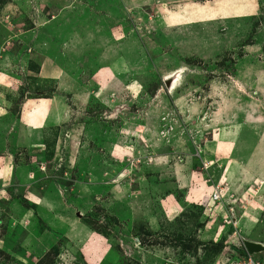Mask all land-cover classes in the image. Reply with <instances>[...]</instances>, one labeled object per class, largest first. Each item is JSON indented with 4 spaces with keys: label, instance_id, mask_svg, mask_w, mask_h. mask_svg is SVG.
Listing matches in <instances>:
<instances>
[{
    "label": "rangeland",
    "instance_id": "rangeland-1",
    "mask_svg": "<svg viewBox=\"0 0 264 264\" xmlns=\"http://www.w3.org/2000/svg\"><path fill=\"white\" fill-rule=\"evenodd\" d=\"M191 1L0 0V264L264 246V0Z\"/></svg>",
    "mask_w": 264,
    "mask_h": 264
},
{
    "label": "crops",
    "instance_id": "crops-1",
    "mask_svg": "<svg viewBox=\"0 0 264 264\" xmlns=\"http://www.w3.org/2000/svg\"><path fill=\"white\" fill-rule=\"evenodd\" d=\"M246 1H249V2L247 4V7H245L243 9L244 10L243 11L244 12L243 13V16H244L245 19L253 17L260 10L258 0H246ZM224 2L225 1H222V0H221V2L219 0H216L215 1V5L213 7H210L209 9H207V7H205V5H203L204 3L203 4H201V3H194V2L192 3V1L189 2V3L194 4L193 6H196L199 9L200 13L198 15L202 14V16L205 17L204 19H201V20H200V18H196L197 19L196 22H199V21L200 22H202V21H205V22L206 21H209V22H211L214 19H219V18H222L223 19V18H227L229 16L230 17H233L235 15L233 13V10L232 9L233 8H236V7L239 8L240 0H226V3L223 5ZM217 3H220L221 4V6H222V8L220 7L221 9L220 8L219 9L216 8V4ZM229 3H232V5L228 6ZM184 4L189 5L188 4V1H186ZM239 15H241V14H239ZM223 16H227V17H223ZM172 21H173V24L174 25H178V27H179V20H178V18H173ZM174 21H176V22H174ZM260 73L264 75L263 67L259 65V69L256 71V73H255L256 76L255 77H258L260 75ZM190 178H193L194 179V181H191V183L190 182H187V183H190V185L192 186L191 188H193V190L191 191L192 196H193L194 195L193 194L194 193V190L197 191V189H198V192L200 193L201 189H199L198 188V185H197V183L199 182L198 181L199 178L197 176H192L191 174H190ZM193 183H196L197 186L194 185ZM185 185H186V183H185ZM205 188H207V187L205 186ZM190 198H191V196L189 197V199ZM207 198H208V196H207ZM248 199H249L248 196H242V198L240 199V202H246V201H248ZM200 201L203 202L205 200L204 199H202V200L200 199ZM200 201L198 200L197 203L200 202ZM209 201H210V198H209ZM194 202H196V201L194 200ZM210 203H211V201H210ZM238 227H239V223L237 222L236 228H238ZM197 257L198 256H196V258Z\"/></svg>",
    "mask_w": 264,
    "mask_h": 264
},
{
    "label": "built area",
    "instance_id": "built-area-1",
    "mask_svg": "<svg viewBox=\"0 0 264 264\" xmlns=\"http://www.w3.org/2000/svg\"><path fill=\"white\" fill-rule=\"evenodd\" d=\"M211 198H212L211 201L213 202V204H219V202H221L222 200V196L220 192L219 193L214 192ZM226 255L227 256L224 258L225 259L224 262L222 260V263L224 264H264V259L261 261H256L252 258V256L248 255L246 251H245L244 256H241L235 250L230 251Z\"/></svg>",
    "mask_w": 264,
    "mask_h": 264
},
{
    "label": "water",
    "instance_id": "water-1",
    "mask_svg": "<svg viewBox=\"0 0 264 264\" xmlns=\"http://www.w3.org/2000/svg\"><path fill=\"white\" fill-rule=\"evenodd\" d=\"M243 247L248 255L253 256L255 254L264 253V246L255 244L252 242L244 241Z\"/></svg>",
    "mask_w": 264,
    "mask_h": 264
},
{
    "label": "trees",
    "instance_id": "trees-1",
    "mask_svg": "<svg viewBox=\"0 0 264 264\" xmlns=\"http://www.w3.org/2000/svg\"><path fill=\"white\" fill-rule=\"evenodd\" d=\"M225 212V211H224ZM226 214V213H225ZM221 218V217H220ZM219 218V219H220ZM238 249H241V248H238ZM235 250V249H234ZM239 254L241 255V256H244L245 255V251L243 250V248H242V251H239Z\"/></svg>",
    "mask_w": 264,
    "mask_h": 264
},
{
    "label": "bare ground",
    "instance_id": "bare-ground-1",
    "mask_svg": "<svg viewBox=\"0 0 264 264\" xmlns=\"http://www.w3.org/2000/svg\"><path fill=\"white\" fill-rule=\"evenodd\" d=\"M176 79V77H174ZM254 243V242H253ZM256 244V243H255Z\"/></svg>",
    "mask_w": 264,
    "mask_h": 264
},
{
    "label": "clouds",
    "instance_id": "clouds-1",
    "mask_svg": "<svg viewBox=\"0 0 264 264\" xmlns=\"http://www.w3.org/2000/svg\"><path fill=\"white\" fill-rule=\"evenodd\" d=\"M212 202V201H211Z\"/></svg>",
    "mask_w": 264,
    "mask_h": 264
}]
</instances>
